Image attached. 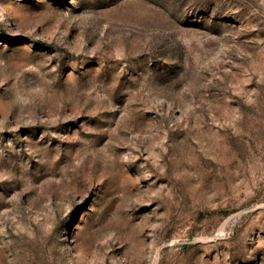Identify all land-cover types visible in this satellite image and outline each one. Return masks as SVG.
I'll return each mask as SVG.
<instances>
[{
	"label": "rangeland",
	"instance_id": "374dc122",
	"mask_svg": "<svg viewBox=\"0 0 264 264\" xmlns=\"http://www.w3.org/2000/svg\"><path fill=\"white\" fill-rule=\"evenodd\" d=\"M0 264H264V0H0Z\"/></svg>",
	"mask_w": 264,
	"mask_h": 264
},
{
	"label": "bare ground",
	"instance_id": "6f19581e",
	"mask_svg": "<svg viewBox=\"0 0 264 264\" xmlns=\"http://www.w3.org/2000/svg\"><path fill=\"white\" fill-rule=\"evenodd\" d=\"M221 230H222V231L224 230V227H223V226H221Z\"/></svg>",
	"mask_w": 264,
	"mask_h": 264
}]
</instances>
